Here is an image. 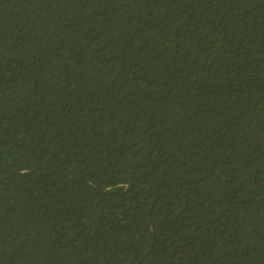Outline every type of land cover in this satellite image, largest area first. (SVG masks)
I'll list each match as a JSON object with an SVG mask.
<instances>
[{"label":"trees","instance_id":"obj_1","mask_svg":"<svg viewBox=\"0 0 264 264\" xmlns=\"http://www.w3.org/2000/svg\"><path fill=\"white\" fill-rule=\"evenodd\" d=\"M0 264H264V0H0Z\"/></svg>","mask_w":264,"mask_h":264}]
</instances>
